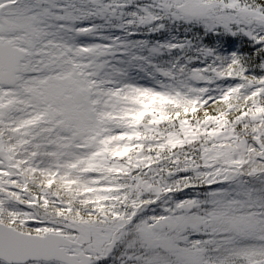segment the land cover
Masks as SVG:
<instances>
[{
	"label": "snow or ice",
	"instance_id": "1",
	"mask_svg": "<svg viewBox=\"0 0 264 264\" xmlns=\"http://www.w3.org/2000/svg\"><path fill=\"white\" fill-rule=\"evenodd\" d=\"M0 264H264V0H0Z\"/></svg>",
	"mask_w": 264,
	"mask_h": 264
}]
</instances>
